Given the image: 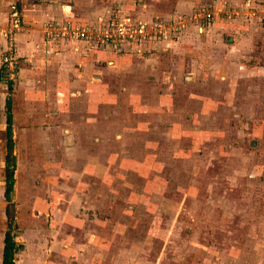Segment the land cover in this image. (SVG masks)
<instances>
[{
  "label": "crops",
  "instance_id": "0c3cea01",
  "mask_svg": "<svg viewBox=\"0 0 264 264\" xmlns=\"http://www.w3.org/2000/svg\"><path fill=\"white\" fill-rule=\"evenodd\" d=\"M97 2L102 4L100 12L93 0H0V74L10 43L15 65L11 92L0 75V203L2 198L6 200L2 183L6 101L11 96L16 219L20 222L22 204L57 207L58 212L50 215L46 211L58 227L43 231V243L18 251L17 264H163L165 248L157 252L159 256L150 257L147 249L131 246L130 239L123 246L118 242L128 237V217L135 221L134 228L141 221V215L131 213L135 205H127V213L118 220L109 209L103 217L93 209L98 199L92 191L98 190L99 179L108 172L99 162L100 104L115 103L114 89L128 75L187 79L191 77L186 72L196 78L209 71L215 78L225 79L264 76V65L256 60L262 54L261 38L264 41V0ZM115 3L126 23L143 25L152 31L151 37L126 43L125 52L118 54L113 49L99 50L88 39L73 34H57L60 29L72 32L78 26H93ZM11 8L21 15L19 26L9 27ZM206 14L212 15L211 21H206ZM54 18L62 20L60 29L52 25ZM247 44L256 59H241ZM210 57L214 67L207 62ZM83 140L90 143V150L78 145ZM74 160H78L76 165ZM44 211L38 216L45 217ZM5 219L6 205L0 207L2 225ZM115 222L124 223V229H116ZM6 230L3 236L0 232V264ZM149 232L145 231L146 237Z\"/></svg>",
  "mask_w": 264,
  "mask_h": 264
},
{
  "label": "rangeland",
  "instance_id": "374dc122",
  "mask_svg": "<svg viewBox=\"0 0 264 264\" xmlns=\"http://www.w3.org/2000/svg\"><path fill=\"white\" fill-rule=\"evenodd\" d=\"M115 4L105 7L120 11ZM15 10L11 8L7 17L9 25L15 21L19 26L21 15ZM108 10L92 23L95 28L109 17ZM206 15L211 21L212 15ZM61 21L54 18L52 25L60 29ZM57 34L71 33L60 29ZM261 39L260 60L247 44L243 61L256 59L264 65ZM95 45L125 52L105 43ZM213 59L207 62L214 67ZM209 74L195 78L186 72L192 79L128 75L116 85L115 103L99 106V162L108 172L92 191L98 199L93 209L102 217L109 209L118 220L127 205H135L131 213L143 218L139 216L134 228L135 221L127 216L128 237L118 242L123 246L130 239L131 246L147 249L150 257L165 248L163 264H264V76L225 79ZM79 131L85 135L84 129ZM78 145L90 150L85 140ZM2 185L4 190L5 176ZM2 200L3 208L7 201ZM41 211L58 213L51 206L20 207V222L16 219L12 231L23 245L21 253L43 243V231L50 226L58 227L51 216H38ZM122 224L115 222L116 229L123 230ZM6 228L5 219L0 223L2 236Z\"/></svg>",
  "mask_w": 264,
  "mask_h": 264
},
{
  "label": "built area",
  "instance_id": "2783aa9c",
  "mask_svg": "<svg viewBox=\"0 0 264 264\" xmlns=\"http://www.w3.org/2000/svg\"><path fill=\"white\" fill-rule=\"evenodd\" d=\"M16 11V10H15ZM16 14V13H13ZM17 26L14 21L12 23ZM152 31L143 25H132L124 21L121 12L118 10H111L109 17L105 18L98 28L91 25H84L70 32L78 38L88 39L94 44H101L105 46H114L118 52L124 50L126 43L145 39L150 36ZM101 42V43H100ZM104 42V43H103ZM4 64V78L12 80L14 76V61H13V45L9 44V48L3 56Z\"/></svg>",
  "mask_w": 264,
  "mask_h": 264
},
{
  "label": "trees",
  "instance_id": "16d2710c",
  "mask_svg": "<svg viewBox=\"0 0 264 264\" xmlns=\"http://www.w3.org/2000/svg\"><path fill=\"white\" fill-rule=\"evenodd\" d=\"M4 66L2 68L1 77L4 78ZM6 80V79H5ZM9 86V91H12V80H6ZM6 156H5V198H6V216L8 221V230L5 232L4 245L2 252V264H17L15 254L23 246L19 244L13 233L12 228L16 227V208L15 202L12 200L14 190V171L16 168V157L14 155V138H13V123H12V101L11 96H8L6 101Z\"/></svg>",
  "mask_w": 264,
  "mask_h": 264
}]
</instances>
